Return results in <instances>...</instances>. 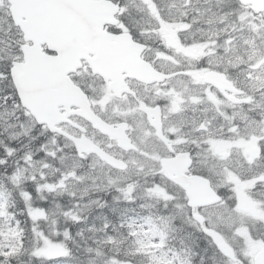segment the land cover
<instances>
[{"label": "flooded vegetation", "instance_id": "1", "mask_svg": "<svg viewBox=\"0 0 264 264\" xmlns=\"http://www.w3.org/2000/svg\"><path fill=\"white\" fill-rule=\"evenodd\" d=\"M109 1L119 5L121 9L117 16L118 25L108 26L109 32L114 36L129 33V30L135 32L136 35L131 36L135 42L142 44V64L162 73L161 80L140 83L125 78L124 82L130 91L116 96L108 90L109 82L91 74L85 62H82L79 71L70 75L71 80L86 93L97 117L114 128L123 125L124 132L135 147L140 144L136 138L142 136L144 131L155 132L153 122L158 123L162 131L175 129L176 135L181 136L186 143L173 145L179 151L165 167L159 165V161L161 157H165L168 148L158 137L148 138L149 145L144 149L147 153L145 155L137 149L126 151L119 148L116 142L75 115H71L70 122L60 124L59 128L78 138L82 136V132L77 126H82L87 139L110 156L127 164L125 173L128 171L131 177L142 178V189L162 184L169 193L178 196L177 202L180 204L185 202L183 197L187 191L185 189V192H181L179 188L185 184L188 185V191L196 194V197L205 193L197 171L200 166H195L189 173L188 154L195 157L197 151L205 147L204 144H199L198 148L200 139L214 138V152L231 161L232 173L241 186L240 212L234 219L242 222L243 226L258 224L264 219V181L259 179L260 174L264 173V108L250 99L251 84L255 81H244L243 72L246 69L258 72L261 67V71L264 70V65L255 61V57L264 52V41H259L257 37L256 29L259 25L252 24L251 30L243 35L242 25H239L242 13H225L221 0H183L188 2L186 17L172 10V14L165 17L166 22L145 11L137 13L132 10L131 15L123 13L122 7L131 4V0ZM136 3L138 4V0ZM201 12L204 13L203 16L200 15ZM182 24L188 27H181ZM229 36L234 37L232 44L225 43ZM243 36L246 43L242 42ZM243 44L246 46L243 47ZM225 48L229 49L227 53ZM242 48L248 49L245 62ZM250 56L253 57L251 61ZM251 63H257L258 66L249 68ZM144 71L142 66V74ZM254 99L259 101L261 97L257 93ZM133 108L135 111L130 112ZM60 111L63 113L65 110L60 107ZM70 111H76V108L71 107ZM133 119L136 121L134 127L131 126ZM230 122L231 126L240 125L238 135L228 131ZM200 123L205 125L203 129L199 128ZM221 132L233 138L220 139ZM165 134L170 140L173 139L171 133L165 131ZM57 142L64 150H71L72 145L66 138L61 137ZM82 161L87 162L93 176L97 175L98 170L108 168L94 155L83 157ZM143 162L159 165L161 175H137V163ZM171 174L177 177L176 181L180 184L166 177ZM162 176L167 180H162ZM152 178L153 183L148 181ZM220 191L225 200L233 195L228 187H222ZM170 206L171 213L176 215V210L171 204ZM176 218L181 219V216L177 215ZM189 225L200 231L195 225ZM217 230L234 247L238 256L237 264H255L253 259L259 248L264 246V235L251 245L252 254L248 260L244 236L240 240V237H232L222 227ZM203 239L209 241L205 236ZM233 242L238 244L235 246ZM219 262L223 264L221 260Z\"/></svg>", "mask_w": 264, "mask_h": 264}, {"label": "snow or ice", "instance_id": "2", "mask_svg": "<svg viewBox=\"0 0 264 264\" xmlns=\"http://www.w3.org/2000/svg\"><path fill=\"white\" fill-rule=\"evenodd\" d=\"M143 3L148 5V14L157 15L161 21H165V17L172 14V9H175V12L181 16L186 17L187 15V4L183 0L179 5L174 4L171 8L164 4L163 0L159 3L156 0H152L151 3H149V0H143ZM0 7L12 10L0 17V86L3 89L0 99H3L5 102L4 105L0 106L3 107V111H0V135L7 134L8 140L14 141L21 135H29L33 128H25L23 124L16 123L18 120L16 112L21 111L28 115L29 104L23 81L19 75L25 67V61L21 57V52L24 50V45L20 39L21 33L14 19L15 0H7V2L6 0H0ZM125 10L128 11L129 15H131L132 10H135L137 13L144 11L141 4L136 3V0H131V4L125 6ZM200 15L203 16L204 13L201 12ZM219 19L223 20V17ZM180 26L188 27V25L183 24ZM129 35L134 36L136 33L129 30ZM233 39L234 37L229 36V39L225 43L232 44ZM228 51L229 49L225 48V53ZM249 60H253V57L250 56ZM255 61L260 65H264V52L256 56ZM258 64L251 63L249 64V68H255ZM245 72L247 79L255 81L251 84L252 97L250 99L253 100V103H257L264 108V70L255 72L246 69ZM9 92L11 93L10 97L8 95ZM257 93L261 97L259 101L254 99ZM9 99L13 101L11 109L7 107ZM129 111L134 112L135 109L133 108ZM36 123L40 124L41 129H43L42 122L37 121ZM135 125L136 121L133 119L131 126L134 127ZM153 125L155 132L152 130L144 131L142 136L136 138L140 141V144L136 145V147L138 151L146 155L147 153L144 152V149L149 145L148 138L153 136L158 137L159 141H162L168 148L165 157H161L159 161V165L166 167L170 159H174L179 151L173 145L184 144L186 141L181 136L176 135L175 129L162 131L158 123L153 122ZM17 127L21 129L20 132L10 131ZM121 127L124 126L122 125ZM204 127L203 123L199 124L200 129ZM239 127V124L231 126L230 122L228 131L234 135H238ZM165 131L171 133L173 139L170 140ZM231 138L233 137L227 136L223 132L220 134V139ZM193 143H196V141H193ZM0 144H3V141H0ZM199 144H204L205 147L199 149L195 157L191 153L188 154L190 161L188 170L191 173L195 166H200L197 171L200 174L201 183L204 191L207 193L208 199L202 202L192 198L190 192H185V189L188 188L187 184L179 188V191L185 192L183 197L185 202L183 204L178 203V196L169 193L167 187L162 184L143 187V198L148 201H163L166 208L171 204L176 210V215H156L152 212L154 205L152 203H145L141 205V208L146 210L148 215L141 217L139 222L135 220H121L119 227H126L128 229L124 240L131 237L134 244V246L123 250L122 254L125 257L143 256L145 261L142 264H191L192 253L190 248L184 246L183 239L181 240V251L170 248L168 251H164L168 247L167 240L169 233L176 230L172 222L176 219L177 215L181 216V218H186L188 223L195 225L208 238L216 253L225 256L224 249L219 243L222 238V232L217 230V225L218 223H222L228 231L236 228L237 221L234 219V216L240 212L241 186L236 176L232 173L231 161L214 152V138L209 140L200 139L197 145L198 148ZM208 145H211V147H208ZM45 148L46 145H40V151L43 155L55 158L56 153L47 152ZM3 157H15L16 166L4 176V180L12 185L16 196L24 203L19 213L9 211V208L15 206V203L11 202L13 192L0 184V264H63L64 260H75L71 249L66 248L61 243H53L52 238L55 237L57 241L71 240V230L82 223V212L84 209L90 208L92 204H99L100 208H104L106 205L97 201H91L89 205L83 207L79 204L63 207L55 200V195L59 194L58 190L66 188L65 181L69 177L80 180H83V177H76L75 171H69L61 174L59 180L53 184L48 182L46 177L49 173L45 170L55 173L59 169H53L44 160L37 158L34 161L31 153L19 156L14 147L6 145L4 146L3 153H0V166H4L7 169L9 160ZM60 159L63 163L64 157ZM159 165H149L146 162L137 163L136 174H143L145 176L149 174L161 175ZM78 166V164H74L73 169ZM121 167H124V165H121ZM161 178L164 181L167 180L164 176ZM259 179L264 181V173L260 174ZM214 180L215 183H213ZM112 183V181H109V184ZM25 184L28 185L27 190L23 187ZM231 185L236 186L232 187ZM136 187H139V185L132 182L126 188L117 186L116 190L122 193L126 202L134 203L135 198L132 196V193ZM222 187H228V190L233 193L227 200H225L220 191ZM45 194L53 197L52 203L47 208L43 206L33 207L30 202L33 200L34 195L41 202H46L47 196ZM69 195H72V193H69ZM82 195H87V189H85ZM229 201H232V203H229ZM112 211L115 212L116 209H112ZM17 217H22V219ZM58 217L63 219L64 227L62 233L58 224ZM43 225H47L48 227L47 234ZM104 227L107 229L110 225L105 223ZM76 235L82 237L83 229L76 232ZM124 240L119 241V243L123 244ZM104 243L116 244L117 241L114 237L108 236ZM52 247H64L63 254L58 256L48 255L47 250ZM85 251L89 254L95 252V258L89 259L87 264H131L130 260H118L116 256L98 261L96 258L103 257V252L100 250L99 245L96 249L89 247ZM116 255H121L119 249ZM25 256L28 258L27 260L21 259ZM225 264H231V261L227 257H225Z\"/></svg>", "mask_w": 264, "mask_h": 264}, {"label": "water", "instance_id": "3", "mask_svg": "<svg viewBox=\"0 0 264 264\" xmlns=\"http://www.w3.org/2000/svg\"><path fill=\"white\" fill-rule=\"evenodd\" d=\"M239 1L244 5H252L255 12L264 10V0ZM114 12L115 9L109 3L89 0H15L14 19L24 34V40L34 42V46L27 49L25 67L19 73L29 104L28 112L36 122L46 124L50 131L62 134L55 128L59 122L56 105L65 104L72 99L66 81L67 75L79 67V57L76 59L78 52L95 53L96 59L87 58V61L95 74H102L101 68L105 64L102 61L107 57L106 49L112 48L114 42L104 37L107 34L103 33L101 28L108 17L112 18ZM42 44H47L50 50L57 52V57L48 58L41 54L38 48ZM126 65L131 71L132 63L127 62L125 67L123 64L124 69ZM136 78L142 80V74ZM79 95L81 96L80 93ZM81 113L102 133L109 134L95 124L89 112L82 109ZM126 139L116 137L118 145L125 149L128 148ZM74 142L79 152L92 151L80 149L82 145L78 146L76 140ZM100 157L113 168L122 169L117 160L101 153ZM191 196L198 198L194 193H191ZM202 196L208 198L207 193ZM219 243L224 249L225 257L234 260V252L229 245L222 238ZM255 263L264 264V249L255 258Z\"/></svg>", "mask_w": 264, "mask_h": 264}, {"label": "trees", "instance_id": "4", "mask_svg": "<svg viewBox=\"0 0 264 264\" xmlns=\"http://www.w3.org/2000/svg\"><path fill=\"white\" fill-rule=\"evenodd\" d=\"M226 1H227L228 8L233 6V4L235 3V0H226ZM2 94H3V89H2V86H0V95ZM8 95L10 97L11 93L9 92ZM4 103H5L4 100L0 99V106L4 105ZM12 103L13 101L9 99V102L7 104V107L9 109H11ZM0 111H3V107H0ZM16 116L18 117V120L16 121V123L27 125L28 128L35 129L34 121L24 112L17 111ZM10 131L20 132L21 129L17 127L16 129L10 130ZM38 132H39V127H36L33 133H29V135L27 136L21 135L14 141H9L7 138V134L0 135V141H3V144H0V153H3L5 145L8 147H14L16 149L17 155L19 156H23L25 153H28L29 151L33 152V151L40 150V145L41 144L45 145V140L47 136L45 135H43L42 137L36 136V134L34 133H38ZM24 144L27 146L26 151L28 152H24L25 148L21 149V147ZM41 155H42V152L39 153V157ZM56 157H58V155H56ZM3 158L8 159L9 164H8L7 169H5L4 166H0V184L7 187L10 191L13 192V198L11 202H14L15 206L12 208H9V211L19 213L23 208L24 202L19 200V198L16 196V192L13 189L12 185L4 180V176L16 166L15 157L13 158L3 157ZM52 161H53V163L51 162L52 164H57V159L55 161L54 160ZM48 182L51 183L50 181ZM23 187L27 190L28 185L25 184L23 185ZM119 187H121V185ZM45 195L47 196L46 202H41L34 195L33 200L30 202L32 206L33 207L43 206L47 208L52 203L53 197L47 194ZM101 196H102V200H98V202L102 203V202H112L113 201L114 203L113 209H116V211L112 215L109 212V210H107V208L105 207L100 208L99 206H97L95 207L93 212L96 210V212L99 215L103 216L105 221L108 220L113 225L117 223L116 221L117 218L125 219L137 212V200L135 199L134 203L126 202L124 200L122 193L118 192L116 188H113L110 191V193L106 190L102 191V194H99V197ZM55 200L57 203H59L63 207H68L74 204L73 201H71V199L69 200L63 196H60L59 198V196L55 195ZM158 203H164V202L160 201ZM95 205H98V204H95ZM155 210L156 211L152 210V212L156 215H163V216L173 215L171 213L170 204L168 205L167 208L164 206V204H160L155 208ZM17 218L22 219V217H17ZM57 220L60 226V231L62 233L63 227H64L63 219L58 217ZM172 224L176 230L169 233L168 240H167L168 247L165 248L164 251H168L169 248L174 249L176 251H181L182 250L181 240L183 239L184 246H187L188 248H190L191 253H192L191 264H212L211 261L214 258L215 248L211 247L208 244V241H204L203 239L204 235H200L195 228L181 222V219L176 218L175 220H173ZM43 227L45 229V233L47 234L48 233L47 225H43ZM79 227L80 225L71 230L72 239L69 241H64V240L57 241L55 237L52 238L53 243H61L66 248L71 249L72 256L75 257V260H64L63 263L65 264H78V262L79 264H87V261L89 259L95 258V253L89 254L85 251L86 248H89L92 245H94L92 241L89 240L87 237H80L76 235V232H78ZM118 249L121 252V255L119 256L116 255ZM124 249H127L124 243L123 244H118V243L106 244L102 242V245L100 246V250L103 252V257L96 258V259L99 261L100 259H107L113 256H116L118 260H124V259L130 258V257H125L122 254ZM63 251H64V247H61V248L52 247L47 250V252H50L49 253L50 256L62 255ZM21 259L27 260L28 258L25 256V257H22Z\"/></svg>", "mask_w": 264, "mask_h": 264}, {"label": "rangeland", "instance_id": "5", "mask_svg": "<svg viewBox=\"0 0 264 264\" xmlns=\"http://www.w3.org/2000/svg\"><path fill=\"white\" fill-rule=\"evenodd\" d=\"M6 12H8V8L0 7V17L4 16ZM249 23H250V21H249ZM260 72H261V71H260ZM47 177H49V178H53L54 175H53V173L50 171ZM99 177H102L103 179L108 180V181H112V182H114V181H116V180L127 179V175H122V174H120V173H116V172H115V173H109L107 170H104L103 173H102ZM83 178H84L83 180H80V183H82V184H84V183L87 181V180L85 179V176H84ZM58 180H59V178L57 179V181H58ZM78 183H79V181H77L76 179H74V178L71 177V178L68 180V182H66V188H65V191L71 189V190H73L74 192H76V190L78 189ZM79 189H82V191H83V190L88 189V188H87L86 186H81V187H79ZM104 190H105V189H104ZM104 190H102V191H104ZM106 191H107V190H106ZM87 196H88V195H86V197H87ZM88 201H89V202L92 201L91 197H90V199H88ZM95 201L98 202V200H95ZM88 205H89V204H88ZM93 205H95V204H92L91 206H93ZM152 210H153V211H156L154 207L152 208ZM142 212H147V211H146V210H142ZM242 224H243L242 222L237 221L236 228H234V229L232 230L233 232L231 231V236H232V237H236V236H238V237L245 236V233H247V227H246V226H243ZM219 226H221V227L224 228L225 230H228V229H227L222 223H218L217 228H219ZM125 230H126V233H127V232H128V229H127L126 227H125ZM99 231H100V235H99V237H98V240H100V241H103L104 239H107L108 236H112V237H114V238L116 239L117 242H119V241H121V240H124V237H126V236H123V237H121V236H116V235H114V234H112V233H110V232H108V231H106V230H103V229H99ZM117 231H118V229H117ZM128 240H132L130 246H131V247L134 246V244H133V239H132L131 237H129ZM124 241H126V240H124ZM136 260L142 264V262L145 261V258H144L143 256H138V257H136ZM211 262H212V264H217V261H216L215 257L212 259Z\"/></svg>", "mask_w": 264, "mask_h": 264}, {"label": "bare ground", "instance_id": "6", "mask_svg": "<svg viewBox=\"0 0 264 264\" xmlns=\"http://www.w3.org/2000/svg\"><path fill=\"white\" fill-rule=\"evenodd\" d=\"M142 210H144V209H142Z\"/></svg>", "mask_w": 264, "mask_h": 264}]
</instances>
